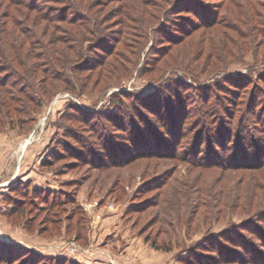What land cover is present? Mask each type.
Instances as JSON below:
<instances>
[{"label": "rangeland", "instance_id": "374dc122", "mask_svg": "<svg viewBox=\"0 0 264 264\" xmlns=\"http://www.w3.org/2000/svg\"><path fill=\"white\" fill-rule=\"evenodd\" d=\"M8 1L0 0V25L8 21L12 28V18L22 16L20 21L27 27L28 35L34 37L21 35L22 39L15 41L20 50L35 43L34 51H41L40 44L47 50L53 46L49 36L54 27H60L61 33L71 27L68 22L50 21L27 7H8ZM73 1L46 3L49 10L60 13ZM77 1L90 7L91 13L106 15L96 42L105 39L104 44H109L119 40L116 52L131 51L135 49V35H140L138 25L145 22L146 44L137 51L130 75L125 74V61L119 63L117 71L120 59L110 57L105 66L82 70L83 89L79 83L73 92L65 89L43 98L39 106L28 102L27 112L24 108L20 113L24 121L16 119L14 113L13 121L6 110H0V255L5 245L10 247L7 251L21 254L10 262L0 260V264H197L193 252L198 243L219 245L226 242L228 235L237 239L238 233L242 243H258L243 227L258 226L264 232V164L255 169L208 166L186 160L185 154L140 157L127 164L117 162L125 157H117V163L105 162L113 160L115 154L127 156L128 152L125 154L121 148L134 150L129 146L132 133L143 132V136L151 137L149 126L167 138L162 117L186 118L189 111L191 117L186 123L189 131L195 130L187 132L182 142L186 147L177 151L193 153L194 147L189 144L200 134L195 132L198 129L193 115L200 111L206 91L216 88H221L219 94L223 105L227 103L226 113L234 111L238 119L242 115L240 108L247 106L255 93L251 98L257 101V111L251 119L264 122V27H253L256 22L264 25V0H202L211 7L210 11L228 13L245 28V34L217 23L214 28H199L177 41L170 39L182 34L177 25L186 23L185 12L176 9L166 19L161 14L171 11L174 0ZM90 1L95 6H88ZM158 7L163 8L160 13ZM6 12L11 14L9 20ZM175 14H180L174 18L178 24L174 25L173 20L167 22ZM163 23L167 24L168 35L157 32ZM127 26L131 30L126 31ZM0 36L5 42L6 36ZM238 53L243 55L238 57ZM87 55L95 57V52ZM18 57L19 63H24L22 66L11 57L10 62L22 71L36 60L26 52ZM9 72L1 70L0 79L4 80ZM39 75L40 78H31L37 85L51 84ZM240 78L247 84L242 96L247 95L248 100L244 104L243 98L236 107L226 100L238 98L228 90L226 82L238 83ZM6 88L11 89L8 85ZM212 97L216 98L215 94ZM73 113L78 117H95L91 125L99 126L104 138ZM111 118L126 125L127 130L112 127ZM70 127L80 129L82 134L76 138L66 136ZM216 129L214 134H206L223 133L219 127ZM255 136L260 137V133ZM112 139L121 147L111 149L107 142ZM68 145L73 147L70 153L65 151ZM208 146L209 141L204 151ZM256 153L254 150L251 156L255 158ZM47 156L50 162L45 165ZM20 180L30 181L29 189L23 183L17 187ZM34 187L40 196L32 195ZM40 190L57 193L54 197ZM51 199L58 200L57 204L54 209H45L51 205ZM204 251L211 256L215 252Z\"/></svg>", "mask_w": 264, "mask_h": 264}, {"label": "trees", "instance_id": "16d2710c", "mask_svg": "<svg viewBox=\"0 0 264 264\" xmlns=\"http://www.w3.org/2000/svg\"><path fill=\"white\" fill-rule=\"evenodd\" d=\"M222 1L225 2L227 0H221V2ZM8 2V7H27L30 10L37 11L38 15L41 14L50 21L52 20L58 23L68 22L72 27H70L71 29L67 28L66 33H61L62 29H60V27L57 26L56 30L54 27V29L52 30V34H50L49 36V42L53 45V48L48 47V49L46 50V48L43 47L42 49L43 44H40L41 51H34L37 48V43H35V46H33L32 44V47L27 48L24 51V49L20 50V48L17 47L15 41L21 40V35H23V37H28V39H32L34 37L28 35L27 27H24V22L20 21V18L22 16L17 15L12 18L11 22L14 24L12 28L8 27V21L0 25V33L6 36L5 42L0 36V63L2 64L0 66V71L10 70V75H7L4 80L0 79V110L3 112L6 110V115H8L7 113H9L13 121L15 118V116L13 117V113L14 115L16 114V119L24 121L23 118L20 119V113L24 108H26L24 113L27 112V108L29 107V104H27L28 102L30 104L39 106L43 102V98H51L57 92L65 89L71 90V92H73V90L76 89L79 83L81 85V88L83 89L82 84L85 83L82 82L80 78V73L82 72V70L84 71V69H90L92 71L98 66H105V63L109 60L110 57L120 59L118 62L117 71L119 70V63L121 61H125V64H127L124 69V71H127V73L125 74L130 75L131 65L136 64L138 55L137 51L142 50L146 44V33L144 31V29L146 28L145 22L142 23V25H138V27L140 26L138 28V34L140 35H135V38H137L136 40L134 39L136 45L135 49H131V51H121V49L120 51L116 52V46H118V44L120 43L119 40H117L116 43L111 42L109 44H104V42L106 41L105 39L97 40L96 42L95 40L97 39V35L103 28L102 26L105 25L103 23L106 21V15L105 17H101L100 14L97 15L91 13L90 7H86V4H82L77 0L69 2V6L63 8L60 13L52 12L51 10L53 9L49 10L50 7L48 6L49 4L46 3L47 0H9ZM88 6H95V4L93 3V1H90ZM176 9H180L185 12L183 18L186 20V23L184 22V24L177 25L178 31H180L182 34L171 37L170 41H177L181 37L187 36L199 28H214L217 23H224L228 30H236L240 35L245 34L243 32L245 28L234 22L232 17L228 16V13H221L216 11V9L210 11L211 7L203 3L202 0H174V5L173 7H171V11L169 12L167 10H164L161 14L162 16L164 15V19H166V15L168 16L174 13ZM161 10H163V8H159L157 13H160ZM7 12L6 16L9 20V17L11 18V14ZM97 13H99V11ZM178 15L180 14H175L173 16V19H170L169 16L167 22L173 20L171 22H173L174 25L178 24L177 21L174 20V18ZM120 24L124 26L123 21ZM147 26H149V24ZM253 27L256 30H262L264 25L258 24L256 22ZM258 27H260V29ZM76 28H79V34L77 33V31H75ZM124 28L125 26L121 28V32H123ZM127 30H131V27L127 26L126 31ZM166 31H168L166 23H163L162 26H159L157 30V32L165 33L168 35L169 32ZM67 32L68 35H66ZM86 42L88 43V45L85 44ZM24 52L27 53V56L35 58V62L31 65V67H29V69L27 68V70L23 71L21 69L18 70L15 67H12L13 65L10 62V57L12 59L14 58V60L19 63V60L21 59L20 57H18V55L22 56V53L24 54ZM93 52H95V57L87 55L88 53L91 54ZM241 55L243 54L238 53V57H240ZM153 56L157 57L158 55ZM19 64L20 66H22V64L24 63ZM121 73L123 72H120V74ZM39 74H42L41 79L43 78L44 80L50 81L51 84L43 85L41 83L40 85H37L31 78L35 79L38 76L40 78ZM241 78V81H237L238 83L229 81L226 82L229 84L228 90L233 92L235 98L238 96V98L234 99L233 101L231 99L228 101L227 98L226 100L227 102H232V104L236 105V107L240 104V100H242L243 98L245 99L244 104L248 100L247 95L246 97L242 96L243 90L247 87V84H244V81ZM251 81L252 79L250 80V82ZM7 85L11 88L10 91H7ZM216 87L218 86L216 85ZM29 90L33 92V95H31V92H29ZM220 91L221 88H216L209 92L206 91L205 96L203 97L204 99L200 104L202 106L200 111L193 115L197 124L196 129H198L195 132H200L199 136L194 137L193 141L189 144L191 148L192 146L194 147L193 153H188L187 151H185V153H182L177 151V148H183V146L186 147V145L182 144L183 140L187 138L188 133L191 134L195 130L194 129L192 131H189L190 128L186 123L187 118L191 117L189 111V113L186 112L188 113L186 118L177 117L175 115L172 116V119H170L169 116H166V119L165 116L162 117V125L167 131L166 134L168 133L167 138L165 134L164 136H161V134H159L156 129L150 126L148 127L146 125V127H148V129L152 131L153 134L155 133L154 136L153 134L151 135V137L143 136V132H140V135H133L134 133H132V135L130 136L131 143L129 146L134 150L129 151V149L127 150V147L121 148L120 150H122L125 154H127L128 152L127 156H120L118 154H115L113 155V160L107 161L105 163L119 162L127 164L140 157L143 158L156 156L164 158L169 157L170 155L183 156L185 154L183 157L186 156V160L194 161L197 164L201 165L207 164L208 166H220L224 168L229 167L238 169L243 167L254 169L261 167V163L264 164V122L261 121L259 123V121H252L251 119L253 118V113H256L257 111V101H252L251 98L255 93L251 94L252 96L250 97L248 105L240 108L242 110V115H240L238 119V117H236V115L234 114V111H230L228 112V114L226 113L227 103L223 105L224 101H221L219 94ZM223 92H226V94L229 93V91L225 89L223 90ZM213 94H215L216 98L212 97ZM112 103L115 102L112 101ZM74 104L75 103H73V105ZM30 109L33 108L30 107ZM147 110L150 112L149 109ZM225 113L226 115L225 117H223ZM73 115L77 116V114L75 113H73ZM90 116L91 114L85 115V117L79 115V117L77 116V118L79 120L81 119L82 123H84L85 125L89 124V127H92L93 129V133L97 132L100 136H102V138H104V133L101 132L99 126H96L94 124L91 125V122L95 120V117ZM109 121L112 127H124L123 129L127 130L126 125L120 123L118 120L111 118L109 119ZM130 121L131 123L134 122L132 119ZM1 122L2 121H0V123ZM217 127H219L218 130H222L223 133L217 134V136L206 134L207 131H211L214 134V132L217 130ZM75 128L76 127H70L68 131L66 130L65 135L76 138L78 134H82V132H80V129ZM257 132L260 133V137L255 136V133ZM206 139H208L207 141L211 143V146H208L206 151H204V145L207 143ZM78 141L83 144V141ZM107 145L113 150H115V148L118 146L121 147L118 143H116V141H114V139L108 140ZM70 150H73L72 145H68V147L65 148V151L68 153H70ZM75 150H78L80 153V150L78 148ZM254 150L257 151L255 158L254 156H251V154L254 153ZM116 152L117 150L115 151V153ZM233 152H236L237 155H231ZM52 155H54V153ZM117 157H125V159L117 161ZM82 158L84 161L87 160L83 156ZM44 162H46L45 165L50 162L48 156L46 157ZM100 164L103 165V163ZM21 183L27 185L28 189L30 187L29 185L31 184L30 181L22 182V180H20V182H18L16 186L19 187ZM24 190L25 189H23V194L27 196L28 192ZM35 190L36 188L34 187L33 192L31 191L32 195L36 194V197L40 196L38 192H35ZM48 192L49 191H41V193H43L44 195L48 194ZM50 193L54 194L53 196L55 197L57 192L51 191L49 192V194ZM34 201L35 200H33V203ZM47 201L49 200L47 199ZM57 201L58 200L53 199L51 201V205H46L47 207H45V209H54L55 203L57 204ZM243 230H247V232L251 236H255L258 243L254 244V242L251 240L249 241V243H242L239 233L236 234L237 239L233 237V235H228L225 239L226 242H222L219 245L198 243V249H195V251L193 252L197 264H217L221 261H234L241 264H264V232L262 233L261 229L258 226L248 228V225H244ZM241 235L247 238V236H245L244 234ZM222 238L225 237L223 236ZM154 246H156L155 243ZM8 248L10 247H7L5 245L1 249L2 255H0V260L10 262L21 255L16 254V252L12 250L7 251ZM204 250H214L215 252L214 255L211 256V253H209L210 255H206V251ZM13 257L14 259H12ZM206 258H209L211 261H204L203 259Z\"/></svg>", "mask_w": 264, "mask_h": 264}]
</instances>
